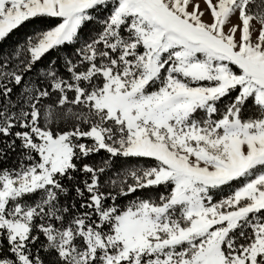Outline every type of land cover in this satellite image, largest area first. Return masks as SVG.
<instances>
[{"label":"snow or ice","instance_id":"1","mask_svg":"<svg viewBox=\"0 0 264 264\" xmlns=\"http://www.w3.org/2000/svg\"><path fill=\"white\" fill-rule=\"evenodd\" d=\"M28 24L0 264H264V0H0V42Z\"/></svg>","mask_w":264,"mask_h":264},{"label":"trees","instance_id":"2","mask_svg":"<svg viewBox=\"0 0 264 264\" xmlns=\"http://www.w3.org/2000/svg\"><path fill=\"white\" fill-rule=\"evenodd\" d=\"M39 26H34L32 24H28L27 26H22L20 29L15 30L4 42H0V51L2 52H10L12 51L18 44L22 45L26 38L32 35ZM55 58V54H50ZM63 55V54H61ZM104 153H101L100 156H104ZM99 157H94L93 162L98 160ZM228 192H225L224 195H227ZM219 199V196L216 197Z\"/></svg>","mask_w":264,"mask_h":264},{"label":"rangeland","instance_id":"3","mask_svg":"<svg viewBox=\"0 0 264 264\" xmlns=\"http://www.w3.org/2000/svg\"><path fill=\"white\" fill-rule=\"evenodd\" d=\"M201 7H202V8L204 7V5H203L202 2H201ZM206 19H207V17H206ZM253 39L255 40V35H254Z\"/></svg>","mask_w":264,"mask_h":264},{"label":"crops","instance_id":"4","mask_svg":"<svg viewBox=\"0 0 264 264\" xmlns=\"http://www.w3.org/2000/svg\"><path fill=\"white\" fill-rule=\"evenodd\" d=\"M238 21H234V23H237Z\"/></svg>","mask_w":264,"mask_h":264}]
</instances>
